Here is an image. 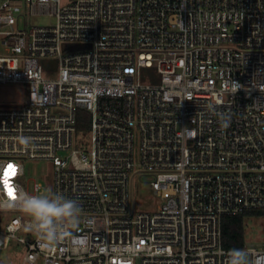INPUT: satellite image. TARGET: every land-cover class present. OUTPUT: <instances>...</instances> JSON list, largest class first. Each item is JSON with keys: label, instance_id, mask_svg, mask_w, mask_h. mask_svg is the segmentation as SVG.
<instances>
[{"label": "built area", "instance_id": "obj_1", "mask_svg": "<svg viewBox=\"0 0 264 264\" xmlns=\"http://www.w3.org/2000/svg\"><path fill=\"white\" fill-rule=\"evenodd\" d=\"M41 15L54 23H28ZM0 48V85L28 96L0 109V251L16 241L22 264H227L223 218L264 210V0H0ZM24 160L49 161L51 189L82 208L51 248L11 207L44 189ZM135 172L160 205L130 215ZM242 249L264 264V249Z\"/></svg>", "mask_w": 264, "mask_h": 264}, {"label": "rangeland", "instance_id": "obj_2", "mask_svg": "<svg viewBox=\"0 0 264 264\" xmlns=\"http://www.w3.org/2000/svg\"><path fill=\"white\" fill-rule=\"evenodd\" d=\"M66 4L68 0H62ZM28 23L35 26L53 24L54 20L48 16H37L28 19ZM1 49V48H0ZM26 86L18 83L0 85V109L18 108L27 102ZM85 113V112H84ZM82 113L80 120L86 125L88 117ZM84 130L79 135H86ZM24 179L28 180L29 187L33 180L41 182L44 188H51L52 166L46 160H24ZM144 181V179H142ZM140 174L135 172L129 178V214L155 210L160 205V199L155 197L147 184L142 183ZM4 221L17 213H3ZM243 247L264 249V211L260 216L246 215L242 219ZM240 248V249H242ZM24 246L12 241L6 250L0 251V264H22Z\"/></svg>", "mask_w": 264, "mask_h": 264}, {"label": "clouds", "instance_id": "obj_3", "mask_svg": "<svg viewBox=\"0 0 264 264\" xmlns=\"http://www.w3.org/2000/svg\"><path fill=\"white\" fill-rule=\"evenodd\" d=\"M230 117L222 115V123L227 127ZM19 141L25 148L35 147L30 136H21ZM11 207L18 209L30 218L25 225L27 231L35 234L46 247L59 244L71 230L78 229L82 208L75 199L65 197L51 188H44L36 193L24 191L17 194L16 202ZM82 248L83 245H76ZM227 264H253L246 249L234 248L228 253Z\"/></svg>", "mask_w": 264, "mask_h": 264}, {"label": "trees", "instance_id": "obj_4", "mask_svg": "<svg viewBox=\"0 0 264 264\" xmlns=\"http://www.w3.org/2000/svg\"><path fill=\"white\" fill-rule=\"evenodd\" d=\"M84 113V111L79 110L77 113V124H76V133L80 134L84 130H87L88 122L84 125L80 117ZM86 115V113H84ZM264 210H251L245 211L241 215L238 216H227L224 217L222 220V244L223 247L226 249H240L243 247V226H242V219L246 215L252 216H260L263 214Z\"/></svg>", "mask_w": 264, "mask_h": 264}, {"label": "snow or ice", "instance_id": "obj_5", "mask_svg": "<svg viewBox=\"0 0 264 264\" xmlns=\"http://www.w3.org/2000/svg\"><path fill=\"white\" fill-rule=\"evenodd\" d=\"M9 167L11 168V166H9ZM9 174H10V173H9L8 171H6V172H5V177H7ZM5 183H6V185H7V180H5ZM8 191H9V194L11 195V194H12V189H11L10 187H9Z\"/></svg>", "mask_w": 264, "mask_h": 264}]
</instances>
